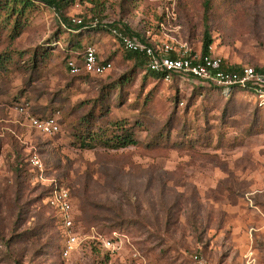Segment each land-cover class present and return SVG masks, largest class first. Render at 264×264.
<instances>
[{"label": "rangeland", "instance_id": "rangeland-1", "mask_svg": "<svg viewBox=\"0 0 264 264\" xmlns=\"http://www.w3.org/2000/svg\"><path fill=\"white\" fill-rule=\"evenodd\" d=\"M26 1L16 37L14 17L0 15V53L21 55L0 68V264H264V106L191 77L144 75L118 42L87 28L106 22L198 53L207 8L212 54L261 66L264 0H67L61 10ZM63 18L83 25L69 30ZM74 44L111 69L71 76ZM92 108L95 126L124 124L137 143L79 147ZM31 117L53 118L58 132L41 134ZM55 185L71 195L67 255V231L43 201Z\"/></svg>", "mask_w": 264, "mask_h": 264}, {"label": "built area", "instance_id": "built-area-1", "mask_svg": "<svg viewBox=\"0 0 264 264\" xmlns=\"http://www.w3.org/2000/svg\"><path fill=\"white\" fill-rule=\"evenodd\" d=\"M31 1V0H28ZM72 23L81 24V19H72ZM107 25L106 22L91 23ZM109 25V24H108ZM111 33L115 35L118 45L128 54H134L148 60L147 69L162 75L164 82H170L174 75L179 77H191L196 81L216 88L222 96H227L235 89H251L259 104L264 106V63L259 70L254 66H241L238 71H230L222 68L223 60L212 54L209 46V53L192 52L186 45L178 44L174 48L171 43L165 41L160 45L154 43H143L133 36L122 33L117 28H111ZM112 67L111 62H104L96 56L92 47H88L80 56H71L65 62L66 71L70 75H77L81 72L100 76L108 72ZM22 112L23 109H20ZM32 128L43 135H53L59 130L57 122L53 118L38 119L28 118ZM28 162L38 170L42 165L36 156H31ZM47 204L53 208L60 220L61 225L67 231L66 250L75 244L76 238L70 233L72 229L71 202L68 190L62 185H55L51 190ZM104 248L113 250V244L107 240L103 243Z\"/></svg>", "mask_w": 264, "mask_h": 264}, {"label": "trees", "instance_id": "trees-1", "mask_svg": "<svg viewBox=\"0 0 264 264\" xmlns=\"http://www.w3.org/2000/svg\"><path fill=\"white\" fill-rule=\"evenodd\" d=\"M39 1H41L42 3H44L45 5L49 7H53L56 10H61L63 5L67 4V0H39ZM30 9H33V3L27 2L26 0H0V15L1 14L4 15L5 22L14 17L13 25H12V28L10 29L11 38L16 37L20 32L21 26L17 18L22 16L25 11H28ZM204 20H205V25H204V29L202 32L201 53L207 54L209 53L208 48L210 44L212 43V38H211L210 30H209V24L207 23V20H208L207 8H205V11H204ZM63 23L69 30H73V28H78V27L80 28L83 25V23H81L78 27L71 26V21L65 18H63ZM87 28L98 30V32L104 33L105 35L114 39L117 42L115 35L111 33V28H116V25L114 24L113 26H110V25H102L99 23L96 26H91V23H90L88 24ZM121 32L126 35L133 36L143 43H149L143 37H140L139 35L134 34L132 32H129L127 28H124V30ZM72 49H74L75 51L72 52V55L70 54L69 57L80 56L85 50V49L80 50L81 47L78 44H74ZM96 56L99 58L97 52H96ZM20 57L21 55L7 54L5 52L0 53V68L4 67L5 64L11 65L12 63L16 61L17 58H20ZM69 57H67L66 60ZM130 57L135 60L136 68L144 72V75H150L161 81L163 80L162 75L156 72L148 71L147 69L148 60L146 58L139 57L134 54H130ZM104 62H110V61L104 60ZM254 67L256 70H259L261 68V66H254ZM222 68L225 70H230V71H238L241 69V65L228 66V64L223 62ZM80 75H88V74L81 72L77 75H71V76H80ZM175 78H179V76L174 75L172 80H174ZM118 84H121V82H119ZM233 91L246 92L248 95L255 97V94L251 89L235 88L230 92V94ZM96 113L97 115H100V111L98 112L97 109L95 110L92 108L88 114L80 118L81 120H80L79 126H77V131L75 134L77 135V143L79 147L83 149H92L96 146H101L106 149L117 150V149L125 148L127 146L135 145L137 143L135 139L133 138V135H132L133 133L131 132V130L124 124L114 125V127L112 128L95 126V121H93V118L95 117ZM49 195H50V192L44 197L43 201L46 204V206L53 212L54 220L58 221L59 219H58V216L56 215L55 210L47 204ZM69 197L71 201L70 193H69Z\"/></svg>", "mask_w": 264, "mask_h": 264}]
</instances>
